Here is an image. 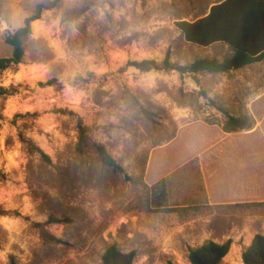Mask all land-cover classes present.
I'll list each match as a JSON object with an SVG mask.
<instances>
[{"label":"rangeland","instance_id":"1","mask_svg":"<svg viewBox=\"0 0 264 264\" xmlns=\"http://www.w3.org/2000/svg\"><path fill=\"white\" fill-rule=\"evenodd\" d=\"M48 1L0 0V57L12 54L6 37ZM219 1L62 0L32 23L22 63L0 74V86L17 91L0 101V264H102L112 244L136 250L135 264H190V246L228 239L220 264H243L242 250L264 233V208L229 204L264 201V60L199 74V84L128 65L228 57L224 43H188L176 26ZM74 9L78 17L63 18ZM201 89L253 128L224 132ZM79 120L124 173L76 152ZM162 178L173 211L152 209L149 189Z\"/></svg>","mask_w":264,"mask_h":264},{"label":"trees","instance_id":"2","mask_svg":"<svg viewBox=\"0 0 264 264\" xmlns=\"http://www.w3.org/2000/svg\"><path fill=\"white\" fill-rule=\"evenodd\" d=\"M61 3L62 0H50L37 4L34 11L26 16L23 24L6 37L5 42L12 47V54L9 57H0V74L22 63L25 56L24 42L32 34V23L39 19L44 11L60 8ZM80 14L81 11L77 9L66 10L63 13V18L71 20ZM176 26L188 43L200 47L224 43L229 48L230 55L223 59L203 57L181 65L172 62L169 54H167L161 63L151 59H143L130 61L128 65L141 72L152 70L177 71L181 75H191L194 81L199 84V74L227 73L264 60V0H221L213 4L203 17L193 21L181 20L176 22ZM51 83L53 82L40 84L51 85ZM16 92L13 86L11 88L0 86V101L3 97L13 95ZM199 94L223 115L222 129L224 132L237 133L253 128L254 120L251 117L232 115L225 108L218 106L203 89L200 90ZM1 111L0 107V128L3 120ZM207 121L214 123L209 119ZM76 127L78 135L75 150L78 154L93 152L103 166L111 168L115 172L124 173L123 167L112 157L105 145L90 138L87 127L81 120L77 122ZM36 149L42 159L50 161L47 154L38 148ZM125 178L131 179L127 175ZM149 197L155 212H169L177 209L169 206V193L165 178L160 179L150 187ZM229 206L264 208V201L242 202L229 204ZM43 234L48 239L59 241L57 237L46 231ZM232 243V239L224 242L208 240L201 245L190 246L188 248V261L190 264H220L230 253ZM136 258V250L124 252L116 244H112L106 248L101 260L102 264H135ZM241 259L243 264H264V233H257L253 236L250 244L242 250ZM10 264H15L13 256L10 257ZM168 264L176 263L169 261Z\"/></svg>","mask_w":264,"mask_h":264}]
</instances>
